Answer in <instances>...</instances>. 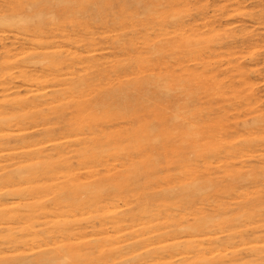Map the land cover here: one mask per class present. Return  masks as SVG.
Segmentation results:
<instances>
[{"label":"bare ground","instance_id":"1","mask_svg":"<svg viewBox=\"0 0 264 264\" xmlns=\"http://www.w3.org/2000/svg\"><path fill=\"white\" fill-rule=\"evenodd\" d=\"M248 1L0 0V264H264Z\"/></svg>","mask_w":264,"mask_h":264},{"label":"rangeland","instance_id":"2","mask_svg":"<svg viewBox=\"0 0 264 264\" xmlns=\"http://www.w3.org/2000/svg\"><path fill=\"white\" fill-rule=\"evenodd\" d=\"M256 1L258 0H254V1H248L246 2L247 4H250L251 6H254L256 5ZM253 4V5H252ZM247 10H251V8H247ZM234 19H240L242 20L241 23H244L248 26H250V30H251V33L254 35V38L255 39H262L264 38V26L263 25H260L258 23H254V21L250 18V16L248 15H244V16H234L233 17ZM225 19V18H224ZM240 24V23H239ZM255 24V25H253ZM261 65H259V67H261ZM264 74V72L262 73ZM255 82H256V92L259 96L262 97V103L264 104V78L263 77H260L259 75H255Z\"/></svg>","mask_w":264,"mask_h":264}]
</instances>
